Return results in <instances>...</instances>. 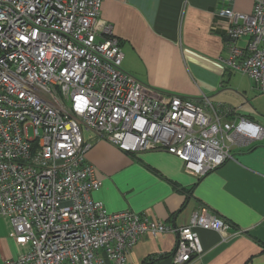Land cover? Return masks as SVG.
<instances>
[{"label":"built area","instance_id":"built-area-1","mask_svg":"<svg viewBox=\"0 0 264 264\" xmlns=\"http://www.w3.org/2000/svg\"><path fill=\"white\" fill-rule=\"evenodd\" d=\"M103 1L0 0V215L21 247L3 264H128L148 233H173L171 258L185 264L203 252L197 229H227L206 208L181 227L109 212L92 196L101 182L85 131L128 153L165 150L199 178L233 158L234 145L264 136L245 117L225 120L231 107L158 91L125 71ZM216 16L227 20L226 67L264 94V0L251 13L228 6Z\"/></svg>","mask_w":264,"mask_h":264},{"label":"crops","instance_id":"crops-1","mask_svg":"<svg viewBox=\"0 0 264 264\" xmlns=\"http://www.w3.org/2000/svg\"><path fill=\"white\" fill-rule=\"evenodd\" d=\"M232 6L251 13L253 0H104L101 17L113 25L124 51L122 67L144 83L213 105L231 107L225 120L240 117L264 127V94L251 78L226 67L227 20L218 10ZM249 37L236 44L245 48ZM224 107V108H223ZM92 140L86 158L101 186L93 191L109 212L131 209L173 226L188 224L206 208L227 223L224 233L197 229L203 252L185 264H264V136L246 146L234 145L233 158L202 177L165 150L128 153L104 139ZM11 225L0 215V264L21 247L10 236ZM173 233L144 235L128 264H175Z\"/></svg>","mask_w":264,"mask_h":264}]
</instances>
